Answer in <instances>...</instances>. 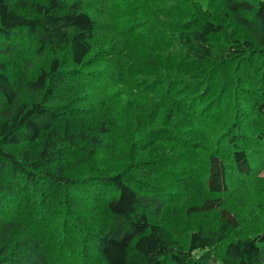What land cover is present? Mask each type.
<instances>
[{
    "label": "trees",
    "instance_id": "16d2710c",
    "mask_svg": "<svg viewBox=\"0 0 264 264\" xmlns=\"http://www.w3.org/2000/svg\"><path fill=\"white\" fill-rule=\"evenodd\" d=\"M96 2L120 13L102 22L97 48ZM27 45L46 56L36 70ZM24 142L38 146L6 148ZM259 144L264 0H0V264H69L59 258L69 237L81 250L99 242L102 264H264V230L243 233L220 196ZM137 148L120 170L98 160ZM68 153L78 172L55 166ZM42 183L83 184L92 219L63 209L65 196L48 200ZM184 199L185 213L214 218L182 239L158 217Z\"/></svg>",
    "mask_w": 264,
    "mask_h": 264
},
{
    "label": "rangeland",
    "instance_id": "374dc122",
    "mask_svg": "<svg viewBox=\"0 0 264 264\" xmlns=\"http://www.w3.org/2000/svg\"><path fill=\"white\" fill-rule=\"evenodd\" d=\"M147 2L150 0H146ZM87 5V4H85ZM123 4H121L120 10H123ZM87 8L89 9L90 13L96 18L98 28H97V37L94 41V46L97 48V40L102 38L104 39V26L102 25V22H105L106 20L111 21L114 23V25L119 24L118 20H120V13L116 12L118 10L117 7H113L105 14L103 12V5L101 3H92L87 5ZM233 30L237 31L238 33H241L244 31V27L240 25H236L233 27ZM234 32V31H233ZM246 32V31H245ZM249 33V34H248ZM245 37H251L250 32H247L244 34ZM131 38L137 39L138 36L132 35ZM104 41L107 43L108 40ZM25 44H32V42L27 43V41H23ZM27 48L29 49L28 52H25V55L29 58H25V60L30 63L31 70H36V68L46 61V56L38 57L36 55H32V49L33 46H30V48L27 45ZM12 65L17 68L20 71V74L24 75L26 73V68H24V64L21 61L20 57L18 55H14V58H9ZM257 57H254L252 60L255 62ZM16 63H20V67L16 66ZM35 68V69H34ZM18 70L12 69L9 70V73L11 76H15L18 72ZM252 82L255 81V79L251 80ZM256 82V81H255ZM24 95V92L22 93ZM30 94H28L27 97H29ZM69 99V98H68ZM244 106L246 103L244 102ZM249 111V110H248ZM31 142H24L22 144H18L17 146H7L6 148L9 150H15L18 148H21L25 145H31ZM38 144L34 143L31 147L36 148ZM259 153H252L251 159H252V169L248 174L239 173L236 170H234L232 167H230L227 171L228 174V188L223 193H220L221 199L224 201V205L232 208L239 212L242 219V225L244 226L246 223V228L243 231H241L245 234L252 235L255 229L257 230H264V144H259L254 146ZM71 153H68L65 159H58L55 161V166H65V171L69 172V174L73 173L74 171L78 170L75 168L78 164V160L75 158L69 156ZM142 154L140 149H134L130 152L123 153L124 156L119 157L116 152H114L111 156H109V153L102 154L98 156V160L100 163L106 166L107 170H111L112 168L114 170H120L123 167H125L128 163L131 161H137L139 159V155ZM111 166V167H110ZM159 172H154L152 175L153 177H156L155 179H158V181L167 182V180H162V178H157ZM5 176L1 177V179ZM4 181V180H3ZM40 184V183H39ZM73 186V185H72ZM41 187L45 189L50 197L47 196V199L50 200L51 198H60L63 199V196L66 197L67 202L64 204L63 209H69V211H73L75 214H79L80 211L77 209V207H86L88 210L83 213L85 217H88L87 222L92 219V216L95 212V207L90 208L91 204H89V201H95L94 196L91 194L89 197L86 196L85 192H83L84 185L80 184L78 186H74L71 189L67 190L66 187L60 186L58 188H55L54 186H49L47 184L44 185V183L41 184ZM197 189H187L186 191V198L187 196H196ZM88 194V193H87ZM36 200H37V196ZM185 198V199H186ZM182 200L179 204L175 205H168L167 208H164L163 211H161L158 220L163 219L166 224H168L172 229H174L177 233L181 232V235H183V238L189 233L190 231L194 230V228H200L201 230H206L208 227H210L213 224V213L208 214H199V215H190L188 213H185L184 208L187 203V200ZM33 204L35 205L36 202L34 199H31ZM97 202V201H96ZM32 204V203H31ZM14 208L16 207L15 203H13ZM38 205V204H37ZM76 205V206H75ZM69 220V219H67ZM69 224L72 225V222L69 221ZM184 228V229H183ZM98 230V229H97ZM78 237L82 238V232L78 233ZM88 237V235H87ZM92 238V237H90ZM96 239V238H94ZM180 239V240H182ZM69 245H63L59 248L61 249L60 259H63L65 261H69V264H102L101 256L99 253V242L92 243L91 245L93 248L86 249V246L81 250L77 247L74 248L72 245V240L69 237ZM84 246V244H83ZM71 247L73 249H71ZM87 250V251H86ZM71 255H73L71 257ZM87 255V257H86ZM84 259V262H80L81 259ZM210 264H220L219 262H213L210 261Z\"/></svg>",
    "mask_w": 264,
    "mask_h": 264
},
{
    "label": "bare ground",
    "instance_id": "6f19581e",
    "mask_svg": "<svg viewBox=\"0 0 264 264\" xmlns=\"http://www.w3.org/2000/svg\"><path fill=\"white\" fill-rule=\"evenodd\" d=\"M196 187V186H195ZM197 189V188H196ZM201 228V227H200ZM184 229V228H183ZM185 244V243H184Z\"/></svg>",
    "mask_w": 264,
    "mask_h": 264
}]
</instances>
